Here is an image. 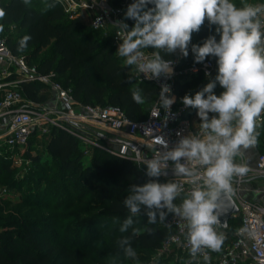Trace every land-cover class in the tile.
Wrapping results in <instances>:
<instances>
[{
  "label": "trees",
  "instance_id": "16d2710c",
  "mask_svg": "<svg viewBox=\"0 0 264 264\" xmlns=\"http://www.w3.org/2000/svg\"><path fill=\"white\" fill-rule=\"evenodd\" d=\"M111 2L118 5L122 0ZM133 2L135 0L127 1L126 11ZM0 9L5 12L0 18L3 27L0 35L6 38L10 49L16 54H24L40 71L55 72L58 77H64L63 85L71 89L80 104L117 105L133 120L149 116L159 87L154 82L141 80L134 65H125V58L117 54L111 31L105 34L94 29L87 18L70 17L58 0H47L44 7L38 0H28L27 3L25 0H0ZM126 24L131 29L135 21L126 18ZM214 30L215 25H210L206 19L199 32L192 34L189 48L193 44L202 45ZM98 33H104V36L100 38ZM26 36L30 39L22 46ZM216 38L219 40L218 36ZM145 50L155 51L151 48ZM161 55L164 59L174 58V53L161 52ZM213 58L217 65V58ZM194 60L190 50L177 68L200 64ZM217 72L216 67L213 78L200 72L174 79L176 103H182L186 94L194 95L200 91L215 79ZM20 87L31 99L45 101L48 97L45 91H41L44 85L40 82H22ZM137 88L145 97L143 104L132 99V92ZM223 91L217 83L214 93L219 95ZM99 140L102 144L106 142L101 137ZM29 145H34L38 151L36 155L29 152L30 159L41 163L43 168L37 173L39 181L30 186L25 196L5 199L6 205L14 210L4 215L5 206L0 207V264H113L110 259L125 257L119 244L123 237H132L130 243L136 253H156L171 234L172 230L159 222L158 215L156 224H148L145 206L139 216L133 217L134 223L129 230L120 232L124 220L130 215L123 201L131 194L132 186H142L150 181L167 183L163 177L147 176L145 165L101 147L88 146L80 138L55 126L45 134L39 135L35 131L24 146ZM3 146L23 147L0 143V148ZM85 157L90 160L85 162ZM15 170L12 159L3 155L0 177L11 176ZM22 181L16 180L14 187L21 190ZM24 181H29L28 177L25 176ZM77 202L97 207V210L64 212L73 209ZM20 205L58 211L65 221L61 228H65L67 238H62L58 225L50 224L40 214L22 216L16 213L15 207ZM240 225V217L234 216L226 230L233 234ZM132 228L139 230L137 235L132 236ZM104 234L109 235V242L94 246L97 238Z\"/></svg>",
  "mask_w": 264,
  "mask_h": 264
},
{
  "label": "clouds",
  "instance_id": "9594fccd",
  "mask_svg": "<svg viewBox=\"0 0 264 264\" xmlns=\"http://www.w3.org/2000/svg\"><path fill=\"white\" fill-rule=\"evenodd\" d=\"M150 4L153 7L149 8ZM4 16L0 9V18ZM125 16L135 24L131 29L126 23L116 24L122 40L117 54L125 58V65L136 66L149 79L173 75V61L164 59L161 52L169 55L179 50L187 57L192 34L199 32L205 20L216 26V35L208 36L202 45L193 44L191 51L196 63L216 57L218 73L200 91L182 98L185 108L197 110L200 131L186 136L178 132L180 139L172 148L158 136L154 143L163 151H155L151 159L140 154L147 176L166 174L172 161L175 174L186 177L193 187L177 205L174 201L184 188L174 181L133 185L123 201L130 215L120 227L121 233L127 232L142 206L148 224H156L157 215L163 223L173 213L187 221L191 257L202 253L207 261L204 250L219 252L225 239L214 227L220 223L222 197L232 194V178L248 171L247 166L235 163V157L257 143V121L264 113V4L242 3L237 7L232 0H135ZM29 39L24 37L22 46ZM149 48L155 51L146 56L143 50ZM217 83L224 89L219 95L214 93ZM170 93V86L163 84L156 103L165 112L175 103ZM132 99L137 104L145 102L139 88L132 92ZM138 231L132 228V236ZM131 238L123 237L119 244L126 257L135 258Z\"/></svg>",
  "mask_w": 264,
  "mask_h": 264
},
{
  "label": "built area",
  "instance_id": "2783aa9c",
  "mask_svg": "<svg viewBox=\"0 0 264 264\" xmlns=\"http://www.w3.org/2000/svg\"><path fill=\"white\" fill-rule=\"evenodd\" d=\"M58 1L70 17L87 18L94 29L103 31L105 34L111 31L113 43L118 49L122 40L116 24L126 23L125 13L128 0H122L118 5L112 4L111 0ZM190 50L189 48L188 51ZM143 51L146 56L152 53L145 49ZM183 58L184 56L177 50L173 59H166L173 61L174 71L170 78L162 76L159 79H149L136 69L137 76L141 80L157 84L159 92L149 116L143 120H133L117 105L80 104L73 97L71 89L57 80L55 72L40 71L36 65L29 63L24 54L14 53L6 43V38L0 35V65L2 68L0 72V138L5 139L4 143L11 147L24 146L35 131L45 134L52 126H55L80 138L88 146L105 148L99 140L100 137L94 135L88 127L91 122H98L112 132L135 139L136 145L140 147V154L146 159H151L155 151H163L160 145L154 143L156 137L163 136L169 148H172L180 139L178 132L181 136H186L189 133L195 134L200 131V129H193L192 121L187 116L191 107L185 108L182 103H176L174 79L178 75L200 72L205 77L211 78L215 74L216 63L213 57H209L199 65L177 68ZM206 72L208 76L205 75ZM22 82H40L50 90L56 91V104L48 107L45 106L44 101L27 97L20 87ZM163 84L171 88L169 98L175 97V103L171 105L170 112H165L162 107L158 108L156 103ZM113 153L141 163L140 156L136 155L135 149L125 144H121L120 148ZM235 163L245 165L243 161ZM247 168L246 174L248 172L264 173V152L258 155L254 167L247 166ZM166 170H174V162L169 161ZM246 174L234 176L231 182L232 195L239 206V211L235 215L241 219L239 229L229 234L226 228L222 227L221 221L214 226L218 233L224 235V242L228 240L219 252L205 249L204 252L208 254L209 260L205 261L202 253L197 254L193 259L187 239V221L169 213L162 224L172 232L157 249L156 254L161 256L176 249L178 253L188 258L186 264L189 262L195 264H264V205L241 196L240 189ZM165 179L167 182L174 181L184 188V192L174 201L179 205L193 185L183 176Z\"/></svg>",
  "mask_w": 264,
  "mask_h": 264
},
{
  "label": "rangeland",
  "instance_id": "374dc122",
  "mask_svg": "<svg viewBox=\"0 0 264 264\" xmlns=\"http://www.w3.org/2000/svg\"><path fill=\"white\" fill-rule=\"evenodd\" d=\"M40 3L41 7H44L47 3V0H38ZM233 3L237 5V7L242 6V3H249V4H264V0H232ZM216 28V26H215ZM104 33H98V36L102 38ZM212 35H216V31L214 30L212 32ZM218 36V35H217ZM219 37V36H218ZM195 61V60H194ZM201 64V63H200ZM53 94V99L50 101L45 102V106H54L56 104L57 100V92L52 90ZM53 102V103H52ZM108 136L112 139L117 138V134L115 132H107ZM40 135V134H39ZM5 142V139L0 138V143ZM47 139H44V145H46ZM105 148L103 150L108 151L112 154L113 151H116L120 146L115 144L114 142L106 141L104 144ZM44 147H41V149ZM39 149V148H38ZM29 152H32L33 154H37V147L34 145L32 146H23L18 149H12L8 147H1L0 148V158L5 155L9 156L12 159L13 166L16 169L13 175L7 176L3 175L0 177V207L5 206V210L3 211L4 215H7L11 212V210H14V207H11L7 204V201L5 200L8 197L12 198H20L25 196V194L28 192L30 186L34 183L39 181V176L38 172L42 170L43 166L41 163H34L30 157H29ZM85 162L89 161L86 157L84 158ZM28 177L29 181H24V178ZM16 180H23L22 183V189L18 190L14 187V182ZM42 184L44 185L45 182L41 181ZM74 209L82 211V213H86L89 211L97 210V207H92L87 204H81V203H76L73 209L64 211L65 213H70ZM16 213H21L22 216H25L27 214H32L34 216H38L40 214L42 218H45L46 220H49L50 224L52 225H58L59 229L61 231V235L63 239L67 238V233L65 232V228L62 229L61 226L64 225L65 221L61 217L59 212L54 210V209H48V208H41V209H36L34 207L28 206V205H20L18 207H15ZM75 210V211H76ZM63 220V221H62ZM70 224L73 225V221H70ZM65 225H68L65 224ZM109 235L104 234L100 235L97 238V241L94 246H100V244H106L109 242ZM228 242V240L226 241ZM224 242L223 245H226ZM102 250V249H101ZM108 250H112V248H109ZM188 258L182 255L181 253H178V251L172 250L167 254L158 256L156 253L150 252H138L136 253L135 258H129V257H124V258H112L110 259V262L113 264H186ZM188 264H195L193 262H189Z\"/></svg>",
  "mask_w": 264,
  "mask_h": 264
},
{
  "label": "crops",
  "instance_id": "0c3cea01",
  "mask_svg": "<svg viewBox=\"0 0 264 264\" xmlns=\"http://www.w3.org/2000/svg\"><path fill=\"white\" fill-rule=\"evenodd\" d=\"M196 65H199V64H196ZM216 67L218 68V65H216ZM1 70L2 68L0 65V72ZM192 75H195V74H190L187 76H192ZM180 76L181 75L176 76L175 79ZM63 79L64 77L57 76V80L60 81L62 84H63L62 82ZM41 91H45L48 96L44 102L48 101L49 99L50 101L53 99L52 90L44 86V89H42ZM187 116L192 121L193 129L198 130L199 124L201 123V121L199 117L197 116V110L190 108L187 112ZM257 124L258 126L256 128V132L259 133L257 137V143L254 146L250 147L249 149L245 150L242 155H238L235 157V162L243 161V163L248 167H254L256 164L258 155L261 152H264V113H262V120H258ZM88 127L93 132L94 135H97L101 138L106 139L107 142L111 140L118 146L123 144L120 142V140H129V141L135 142L134 141L135 139L129 136H126L124 134L118 133V132H115V134H117V138L115 139L110 138L107 134V132L110 130L106 128L103 124L98 123V122H91L88 125ZM101 134H104L106 137H102ZM240 194L243 198L247 200L264 205V173L248 172L246 174V177L243 179L241 189H240Z\"/></svg>",
  "mask_w": 264,
  "mask_h": 264
},
{
  "label": "water",
  "instance_id": "95a60500",
  "mask_svg": "<svg viewBox=\"0 0 264 264\" xmlns=\"http://www.w3.org/2000/svg\"><path fill=\"white\" fill-rule=\"evenodd\" d=\"M102 137H106L104 134H101ZM121 143L134 148L136 151V155L140 156V147L136 145L135 142L129 141V140H120ZM166 174H162L160 177L163 178H170L173 176H177L174 172V170H165ZM221 215L219 217L221 221V225L224 228H227L229 225V220L236 215V213L239 211V206L234 198V196L228 195V196H223L221 200V205L219 209Z\"/></svg>",
  "mask_w": 264,
  "mask_h": 264
}]
</instances>
